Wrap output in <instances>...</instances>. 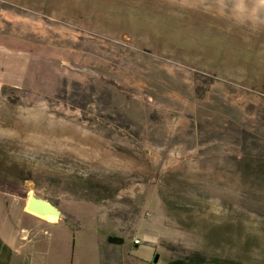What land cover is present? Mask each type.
Wrapping results in <instances>:
<instances>
[{
  "label": "rangeland",
  "instance_id": "374dc122",
  "mask_svg": "<svg viewBox=\"0 0 264 264\" xmlns=\"http://www.w3.org/2000/svg\"><path fill=\"white\" fill-rule=\"evenodd\" d=\"M224 2L0 0V264H264V31Z\"/></svg>",
  "mask_w": 264,
  "mask_h": 264
},
{
  "label": "clouds",
  "instance_id": "9594fccd",
  "mask_svg": "<svg viewBox=\"0 0 264 264\" xmlns=\"http://www.w3.org/2000/svg\"><path fill=\"white\" fill-rule=\"evenodd\" d=\"M228 7L224 0H218L217 13L223 17ZM229 19L235 26L245 27L250 33L264 31V0L253 6H249L246 0H233Z\"/></svg>",
  "mask_w": 264,
  "mask_h": 264
},
{
  "label": "water",
  "instance_id": "95a60500",
  "mask_svg": "<svg viewBox=\"0 0 264 264\" xmlns=\"http://www.w3.org/2000/svg\"><path fill=\"white\" fill-rule=\"evenodd\" d=\"M27 210L35 214H50L56 215L60 217L61 212L54 205L50 204L48 200L38 198L36 196H29V200L27 202ZM107 243L114 244L115 246H119L123 244V239L109 236L106 238ZM158 261V255L153 257L152 263L156 264Z\"/></svg>",
  "mask_w": 264,
  "mask_h": 264
},
{
  "label": "trees",
  "instance_id": "16d2710c",
  "mask_svg": "<svg viewBox=\"0 0 264 264\" xmlns=\"http://www.w3.org/2000/svg\"><path fill=\"white\" fill-rule=\"evenodd\" d=\"M77 197L79 200H82L84 202L89 201V199L83 198L82 196H77ZM93 202L100 203V200L94 199ZM168 216L170 215L168 214ZM216 235H218L219 237L218 232H216ZM210 238H212V235L210 236ZM205 262H207L208 264H251V263H243L239 261H234V259H223L217 256L205 257V258L195 257L188 261H184L183 259H176V260L170 261L168 264H203Z\"/></svg>",
  "mask_w": 264,
  "mask_h": 264
},
{
  "label": "bare ground",
  "instance_id": "6f19581e",
  "mask_svg": "<svg viewBox=\"0 0 264 264\" xmlns=\"http://www.w3.org/2000/svg\"><path fill=\"white\" fill-rule=\"evenodd\" d=\"M30 196V195H29ZM29 200V197L27 199V201L25 202V209L26 211H28L31 215L41 219V220H45L47 221V223H50V224H54L56 223L58 217L56 215H50V214H35V213H32L30 212L29 210H27V202Z\"/></svg>",
  "mask_w": 264,
  "mask_h": 264
},
{
  "label": "crops",
  "instance_id": "0c3cea01",
  "mask_svg": "<svg viewBox=\"0 0 264 264\" xmlns=\"http://www.w3.org/2000/svg\"><path fill=\"white\" fill-rule=\"evenodd\" d=\"M3 198L2 196H0V207L2 206V210H3V213H4V202H3ZM24 211H26L25 209V204H24ZM27 213H29L28 211H26ZM30 214V213H29ZM31 215V214H30ZM33 216V215H32ZM35 217V216H34ZM37 218V217H36ZM39 219V218H38ZM50 224V223H49ZM55 224V223H54ZM1 228V226H0ZM1 232V230H0ZM7 236V235H6ZM3 248H6L7 249V254L9 253L10 251V248L6 245L5 241H4V238H0V250H2Z\"/></svg>",
  "mask_w": 264,
  "mask_h": 264
},
{
  "label": "built area",
  "instance_id": "2783aa9c",
  "mask_svg": "<svg viewBox=\"0 0 264 264\" xmlns=\"http://www.w3.org/2000/svg\"><path fill=\"white\" fill-rule=\"evenodd\" d=\"M134 244H137V245H139V241H136V240H135V241H134Z\"/></svg>",
  "mask_w": 264,
  "mask_h": 264
}]
</instances>
